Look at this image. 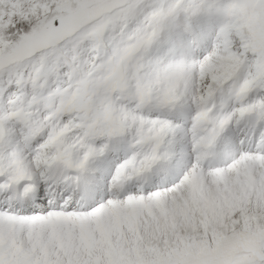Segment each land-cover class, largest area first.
<instances>
[{"label": "snow or ice", "instance_id": "6c2138e0", "mask_svg": "<svg viewBox=\"0 0 264 264\" xmlns=\"http://www.w3.org/2000/svg\"><path fill=\"white\" fill-rule=\"evenodd\" d=\"M0 264H264V0H0Z\"/></svg>", "mask_w": 264, "mask_h": 264}]
</instances>
